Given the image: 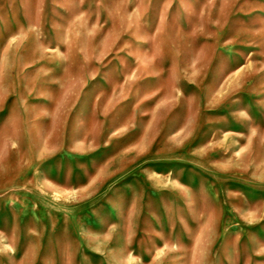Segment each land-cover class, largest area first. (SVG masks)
I'll use <instances>...</instances> for the list:
<instances>
[{
  "label": "rangeland",
  "instance_id": "rangeland-1",
  "mask_svg": "<svg viewBox=\"0 0 264 264\" xmlns=\"http://www.w3.org/2000/svg\"><path fill=\"white\" fill-rule=\"evenodd\" d=\"M0 264H264V0H0Z\"/></svg>",
  "mask_w": 264,
  "mask_h": 264
}]
</instances>
